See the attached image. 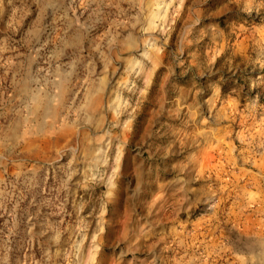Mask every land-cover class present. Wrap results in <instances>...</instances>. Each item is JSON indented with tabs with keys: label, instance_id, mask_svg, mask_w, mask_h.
Segmentation results:
<instances>
[{
	"label": "clouds",
	"instance_id": "1",
	"mask_svg": "<svg viewBox=\"0 0 264 264\" xmlns=\"http://www.w3.org/2000/svg\"><path fill=\"white\" fill-rule=\"evenodd\" d=\"M224 257L264 264V0H0V264Z\"/></svg>",
	"mask_w": 264,
	"mask_h": 264
},
{
	"label": "rangeland",
	"instance_id": "2",
	"mask_svg": "<svg viewBox=\"0 0 264 264\" xmlns=\"http://www.w3.org/2000/svg\"><path fill=\"white\" fill-rule=\"evenodd\" d=\"M243 39V38H242ZM242 52L246 53V46L242 45ZM162 88V85L157 84V87L153 89L152 96L149 97V103L144 105V114L140 117V120L137 123V134L143 126L144 133L147 134L149 129L152 126V118L149 117L146 121L145 118L148 116V108L153 102V97L159 96V89ZM231 127V126H230ZM220 160L219 151L209 149L204 154V165L206 168H213L216 166L217 162ZM119 208L110 209V218L113 220V227L109 230V239L114 238L116 230V220L118 219ZM191 228L195 234H198L201 239L207 238L208 240H215L218 237L216 236V229L213 226L207 225L203 221H193L191 222ZM202 228H207V231H201ZM110 254V249H106L105 256L107 257ZM218 264H231L230 257H224L218 261Z\"/></svg>",
	"mask_w": 264,
	"mask_h": 264
}]
</instances>
